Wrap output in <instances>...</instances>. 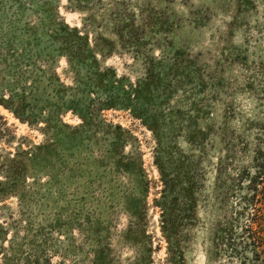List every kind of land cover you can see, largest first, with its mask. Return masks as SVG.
<instances>
[{"label":"rangeland","instance_id":"rangeland-1","mask_svg":"<svg viewBox=\"0 0 264 264\" xmlns=\"http://www.w3.org/2000/svg\"><path fill=\"white\" fill-rule=\"evenodd\" d=\"M41 1L0 0V97L22 94L28 106L53 100L57 88L47 80L33 86L27 63L37 50L53 48L45 39L33 41L34 27L48 31L40 27L46 22L36 24ZM55 1L68 26L86 24L90 43L93 35L99 37L101 67L111 66L130 81L150 69V93L133 111L98 109L103 93L92 92L81 71L77 96L86 122L79 125L81 118L71 111L61 114L71 128H56L54 140L0 105V264L31 263L35 257L43 263L46 254L51 263L169 264L154 204L162 189L155 160L169 177L189 173L198 147L187 138L197 131L206 134L198 222L188 228L181 247L185 264H216L209 228L226 209L216 202L211 166L221 152L220 125L226 120L231 135L244 132L245 119L259 111L256 95L243 84L257 77V65L264 63V0H122L135 22L150 19L151 25L138 30L134 24L138 48L122 44L99 17L113 0H101L90 19L66 8L67 0ZM41 54L50 62L46 50ZM150 57L155 61L147 65ZM50 65L61 82L74 86L64 57ZM227 105L234 115L224 118ZM114 125L133 136L121 147L107 131Z\"/></svg>","mask_w":264,"mask_h":264},{"label":"trees","instance_id":"trees-1","mask_svg":"<svg viewBox=\"0 0 264 264\" xmlns=\"http://www.w3.org/2000/svg\"><path fill=\"white\" fill-rule=\"evenodd\" d=\"M97 5H102L101 0H67L66 8L84 11L90 19ZM123 5L124 1L113 0L109 8L105 5L101 7L99 17L105 20L106 26L107 23L110 24V29L114 30L122 44L138 48L139 44L133 40L134 34L143 28L142 26L151 25L150 19L135 22L138 18L134 19V13L125 11ZM39 6L42 16L36 24L46 22V26L40 27L48 31L43 33L38 27H34L33 34L36 36L33 41L37 44L45 39L53 48L37 50L35 59L27 63L33 67L32 85L36 86V82L39 84L40 81L47 80L49 84L57 86L53 95L55 98L53 100L45 98L41 106L37 104L28 106L26 97L22 94L15 93V99L11 92L6 98L0 97V105L15 118L44 135L51 133L53 140L57 136L56 128H71L61 122V114L71 111L81 118L82 123L79 125L84 124L85 109L81 108L82 104L77 96L82 81L81 71L91 91L96 92L99 89L103 93L99 96L98 109L122 107L133 111L136 105L149 95L148 84L150 80L152 81L150 69H146L142 77L130 81L123 75H118L111 66L101 67L96 59V52H99L97 42L99 37L93 35L90 43L86 24L80 28L68 26L58 15L55 0H42ZM136 23L137 30L134 28ZM124 38L127 42H123ZM100 40L113 47V41L103 37H100ZM43 50L47 51L48 57H52L50 62H44L42 59ZM15 55L21 57V54ZM55 57L65 58L69 70L73 72L74 86L65 85L55 74L50 65ZM154 61L155 59L150 57L146 63L148 65ZM36 63L38 64L35 66ZM158 63H163V60L158 59ZM256 69L257 77L247 79L243 88L256 95L258 114L245 119V133L233 132L231 135L232 132L225 128V120L217 134L221 142V152L211 166L214 172L212 186L216 202L222 207L225 206L226 211L209 228L211 253L216 264H264V63L260 62ZM226 108L222 113L224 118L234 115L230 105ZM145 125L154 129L146 122ZM105 126L111 128L112 124ZM72 128L75 130L77 126ZM112 129L114 130L107 131L112 133L113 145L121 147L128 138L133 137L130 131L119 125H114ZM205 136L203 131H197L192 138H187L198 147V154L194 151L192 155L196 156L192 157L189 164L192 169L183 176L165 175L162 166L155 160L162 189L160 197L154 200V204L160 210V230L166 241L165 260L169 264H185L181 243L188 228L198 222L196 215L198 188L204 175L200 167L202 159L200 149ZM181 154L182 157L190 155L184 152ZM239 154L243 157L241 161L235 158ZM142 212H146L145 208ZM23 261L25 264H65L63 261L51 263L47 254L43 263H40L38 257L31 263L26 259Z\"/></svg>","mask_w":264,"mask_h":264}]
</instances>
